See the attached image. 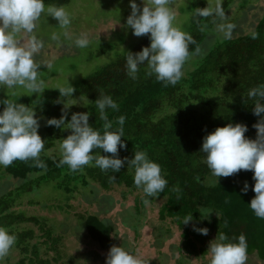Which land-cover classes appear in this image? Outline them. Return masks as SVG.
Masks as SVG:
<instances>
[{
  "label": "trees",
  "instance_id": "obj_1",
  "mask_svg": "<svg viewBox=\"0 0 264 264\" xmlns=\"http://www.w3.org/2000/svg\"><path fill=\"white\" fill-rule=\"evenodd\" d=\"M68 1L44 0L45 3L55 5ZM233 1L222 0L224 11ZM244 1L248 3V0ZM193 2L195 10L197 7H207L206 0ZM218 19L217 16L205 19L192 14L187 33L195 43L189 45L190 53H194L205 42L209 30ZM253 32L258 34L256 39L252 38ZM149 37L150 34L145 35L116 59L69 83L76 89L73 97H60L58 89L68 86L67 82L47 89L41 95L11 98L36 109V116L40 118L38 134L46 140L45 148L40 154V160L46 168L35 166L32 160H17L7 168L0 165V178L17 181L12 187L4 188L0 185V226L6 227L10 234L18 237L5 261L13 257L11 251L17 249L21 254L16 264H53L42 256L40 247L43 244L56 253L54 262L70 264L59 262L58 248L62 243V234L56 233L53 225H45L46 218L27 216L24 209H16V206L22 204L20 198L25 196L29 199L28 204H37L30 197L37 195L43 186L61 190L69 198L77 190H89L93 194L96 184L105 190L113 184L123 185L134 191L139 189L134 184L135 170L127 161L117 173L111 170L105 173L94 162L77 172L70 171L67 165H59L62 155L60 146L56 145L62 143L70 130L65 129L66 125L61 128L50 126L47 120L59 119L65 107L73 104L66 109V123L73 113L89 112L90 126L102 132L104 122L100 119L95 100L104 95L111 96L119 106L118 110L106 109L109 120L113 122L112 130L119 126L116 124L118 117H125L124 136L121 139L126 147L120 149L118 146V158L127 157L131 160L136 151H145L150 160L161 166L162 175L168 183L156 197L164 199L159 209V218L170 219L182 228V241L178 249L187 254L203 255L207 246L205 237L210 233L215 238L223 232L233 242L244 234L247 239V254L255 252L260 260H264V219L258 218L249 206L255 196L252 191L255 183L253 172L241 170L233 176L220 177V180L217 178L216 183L205 162V154L200 152L203 138L216 127H223L228 123L246 125L248 131L245 136L249 139L256 138L253 125L260 117L253 114L255 101L248 97V92L264 84V11L253 30L230 39H215L196 65L189 69L186 62L183 77L174 86H165L163 82L156 80L155 75L147 76L146 63L140 65L137 79L133 80L128 76L127 51L138 53L143 47H148ZM102 50L101 48L97 54ZM3 108L1 103L0 112ZM92 154L111 155L101 149H94ZM109 176H115V181H109ZM245 182L248 184L246 194L241 191ZM175 187H179L180 191H174ZM67 198L62 199L57 195L51 199L56 204L46 201L42 203L47 208L62 209L61 200L67 201ZM154 198L147 197L145 193L137 194L133 206L135 214L130 213L131 216L138 218L140 209L145 205L143 200L152 201ZM201 208L212 211L207 219H203L205 217L199 213ZM190 213L193 220L187 225L183 224V218ZM76 215L93 241L104 248L111 246L110 223L96 213ZM29 222L39 227L41 233L38 236L43 238L41 241L30 242L36 234L27 225ZM133 226L135 229L139 227L136 224ZM193 226L197 229L207 228L208 234L202 235L194 231Z\"/></svg>",
  "mask_w": 264,
  "mask_h": 264
},
{
  "label": "clouds",
  "instance_id": "obj_2",
  "mask_svg": "<svg viewBox=\"0 0 264 264\" xmlns=\"http://www.w3.org/2000/svg\"><path fill=\"white\" fill-rule=\"evenodd\" d=\"M173 0H143L142 9L130 0L131 13L126 24L132 29L133 35L141 37L150 34V45L143 47L138 53L127 51V74L133 80L137 79L140 65L147 64L146 75H155L159 82L165 86L176 85L183 77V66L190 59L192 53L189 45L195 43L193 37L181 30L175 24L176 13L171 7ZM45 12L44 0H0V85L8 88L23 87L30 93L42 94L44 81L40 76L41 64L35 59L36 54L44 47L43 41L31 35L37 27L42 13ZM48 16L58 21L62 29H67L71 24V14L66 7L48 6ZM195 15L201 18L217 16L226 20L222 0H217L215 7H197ZM206 27V25H205ZM235 25L225 23L219 25V30L225 39H230ZM203 27L201 31H203ZM28 34L27 43H22L18 35ZM67 36L68 33L65 32ZM257 33H252L256 39ZM53 40L59 42L56 34ZM90 41L85 34L75 40L77 47L84 48ZM200 53V48L195 50ZM51 67V65H47ZM60 97H73L76 89L68 83L66 87L58 89ZM248 97L254 99L253 114L260 119L253 127L256 129V139L245 136L248 131L242 123H228L223 127H216L214 131L203 138L200 152L205 154V162L216 177H230L241 170L253 172L255 181L252 191L255 193L249 206L258 218L264 219V84L249 90ZM58 102V101H57ZM4 105L0 112V165L7 168L14 161L27 162L32 160L35 166L46 168L40 160V154L45 148V141L38 134L40 127L36 116V109L22 103H17L10 98L0 101ZM73 105V104H71ZM69 105V106H71ZM99 109L103 131L95 129L89 124V112H76L71 115L70 121L65 122L68 115L65 111L59 119L51 118L47 124L70 130V134L62 140L60 145L62 159L59 165H67L72 172L81 171L84 166L94 165L107 173L111 170L117 173L124 166L125 161L134 168V184L142 188L147 197H157L163 192L168 181L162 175L160 164L149 159L145 151H136L134 157L118 158L119 150L126 145L122 141L124 136L123 125L125 117H118L113 129V122L109 120L106 109L118 110V104L111 96L104 95L95 100ZM94 149H101L111 155H93ZM58 165V166H59ZM115 176H109V181H115ZM179 192V187L173 189ZM247 193L248 184L244 183L241 189ZM179 198V197H178ZM143 203L148 205L149 199ZM200 214L207 219L212 213L210 209L201 208ZM193 220L192 214L183 218L182 223L187 225ZM227 226V221H225ZM202 235L208 234L207 228H195ZM18 237L10 234L6 227L0 226V260L9 254ZM247 239L244 234L239 235L233 242L221 232L209 242L210 264H246ZM106 264H148V261L138 255H133L123 246H111L106 257Z\"/></svg>",
  "mask_w": 264,
  "mask_h": 264
},
{
  "label": "rangeland",
  "instance_id": "obj_3",
  "mask_svg": "<svg viewBox=\"0 0 264 264\" xmlns=\"http://www.w3.org/2000/svg\"><path fill=\"white\" fill-rule=\"evenodd\" d=\"M134 2L142 9L143 0H134ZM216 3L217 0H206L208 6L214 7ZM44 4L45 12L42 13L37 27L31 34L42 40L44 44L35 56L37 62L41 64L39 71L44 81V91L67 82H74L96 71L145 37V35L141 37L133 35L132 29L126 24L127 17L131 13L130 0H69L61 4L71 14V24L67 29H62L58 21L47 13L48 6L61 5L45 2ZM171 7L176 13L175 24L187 32L191 16L195 13L193 0H173ZM263 11L264 0H248V3L244 0H234L225 10L227 19L219 18L215 22L205 42L199 47L200 53L196 54V51L192 53L186 67L190 69L194 64L196 65L215 39L224 37L219 25L234 24L231 37L243 34L254 29ZM65 32L68 33L67 36ZM53 34L60 37L59 42L52 39ZM82 34H85L90 41L84 48L75 44V40ZM28 38V34L18 35L22 43H27ZM101 48L102 52L97 54ZM49 64L51 67L47 66ZM31 94L20 86L8 88L6 85H0V101ZM60 145L58 143L56 146ZM213 178L216 180L215 176ZM221 178L218 177V180ZM14 183L17 181L0 178V185L4 188L12 187ZM94 190L93 194H90L89 190H77L73 193V197L69 198L68 194L61 190L43 186L37 193L38 197L37 195L30 197L37 201V204H28L29 199L24 196L20 198L22 204L15 208L24 209L27 216L46 218L45 225H53L55 232L62 234V243L58 248L61 263L106 264L107 253L110 247L115 245L123 246L133 255L148 261V264H210L208 247L209 242L215 239L213 233L205 237L207 246L203 255L180 251L178 247L182 241V228L170 219L159 218L163 198H154L148 205H144L140 209L138 218L135 219L133 215L131 216L135 214L134 199L137 194H144L142 188L134 191L123 185L113 184L105 190L96 184ZM57 195L62 199L67 197L69 199L61 200L62 209L44 206L42 203L44 201L56 204L51 199ZM88 213H96L112 225L110 247H101L93 241L82 225L83 222L76 215ZM135 224L139 226L137 229L133 226ZM27 225L31 226L36 234L30 242L41 241L43 238L38 236L41 233L39 227L31 222ZM40 250L43 257H47L53 264L58 263L53 261L56 253L52 249H47L42 244ZM11 253L13 257L7 261L1 260L0 264H16L21 253L17 249ZM246 264H264V260H260L253 252L248 254Z\"/></svg>",
  "mask_w": 264,
  "mask_h": 264
}]
</instances>
